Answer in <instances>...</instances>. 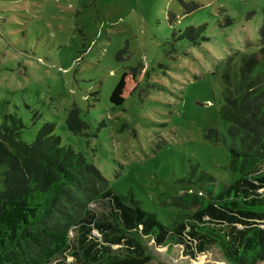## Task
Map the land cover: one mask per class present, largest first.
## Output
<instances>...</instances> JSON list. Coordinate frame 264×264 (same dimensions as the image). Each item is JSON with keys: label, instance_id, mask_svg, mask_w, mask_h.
<instances>
[{"label": "rangeland", "instance_id": "1", "mask_svg": "<svg viewBox=\"0 0 264 264\" xmlns=\"http://www.w3.org/2000/svg\"><path fill=\"white\" fill-rule=\"evenodd\" d=\"M202 23L207 38L200 43L171 42L174 30ZM236 51L264 58V0H0V101L23 119L22 138L31 142L44 122H54L63 144L168 226L192 212L170 204L192 188L180 182L191 164L230 181L225 148L206 133L219 128L225 102L217 64ZM141 60V88L113 105L121 74ZM74 103L91 123L81 132L66 121ZM91 208L106 213L101 203ZM156 252L147 264H231L215 244L195 255L180 244Z\"/></svg>", "mask_w": 264, "mask_h": 264}, {"label": "trees", "instance_id": "2", "mask_svg": "<svg viewBox=\"0 0 264 264\" xmlns=\"http://www.w3.org/2000/svg\"><path fill=\"white\" fill-rule=\"evenodd\" d=\"M207 27L174 30L171 42L200 43ZM127 52L128 43L117 58ZM242 52L217 64L225 102L219 128L206 133L223 144L230 181H217L191 164L180 182L194 189L172 196L170 204L192 212L179 213L172 226L147 210L133 191L114 189L82 152L63 144L54 122H44L33 141L24 140L23 119L5 111L8 100H1L0 264H51L58 257L61 264H147L158 258L157 249L179 244L190 255L215 244L231 264L264 260V58ZM144 71L142 60L123 71L110 96L113 105L141 88ZM81 111L74 103L66 119L76 132L91 125ZM93 203L103 204L102 217ZM68 256L73 259L67 261Z\"/></svg>", "mask_w": 264, "mask_h": 264}]
</instances>
